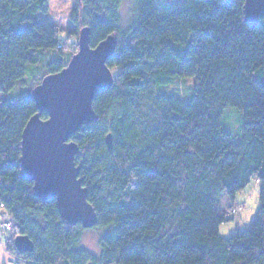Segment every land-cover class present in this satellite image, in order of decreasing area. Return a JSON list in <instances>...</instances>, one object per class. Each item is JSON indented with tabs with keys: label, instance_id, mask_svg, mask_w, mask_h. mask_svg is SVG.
<instances>
[{
	"label": "trees",
	"instance_id": "16d2710c",
	"mask_svg": "<svg viewBox=\"0 0 264 264\" xmlns=\"http://www.w3.org/2000/svg\"><path fill=\"white\" fill-rule=\"evenodd\" d=\"M162 1L134 0L124 29L123 0H76L73 21L89 28L92 47L117 37L107 62L114 83L93 100L98 119L72 138L98 216L92 228L108 230L98 258L81 246L87 228L64 219L55 198L36 196L22 173L23 131L39 111L31 92L12 91L45 52L56 56L48 74L70 62L50 0H0V217L33 241L27 253L13 235L6 242L26 264H264V17L248 22L245 0ZM176 77L196 79L188 102L160 93ZM230 107L244 118L239 143L222 125ZM253 179L254 220L222 236Z\"/></svg>",
	"mask_w": 264,
	"mask_h": 264
},
{
	"label": "water",
	"instance_id": "95a60500",
	"mask_svg": "<svg viewBox=\"0 0 264 264\" xmlns=\"http://www.w3.org/2000/svg\"><path fill=\"white\" fill-rule=\"evenodd\" d=\"M244 9L251 24H258L264 17L259 15V8L247 10L246 2ZM78 46L79 51L65 68L48 74L32 89L39 112L23 131L20 162L22 173L34 183L36 196L43 200L55 198L64 219L88 229L97 224L98 216L79 177L75 157L80 147L72 138L85 124L98 119L93 100L114 83V73L107 62L115 52L117 37L112 34L92 47L89 28H83ZM41 114L48 117L42 118ZM107 141L112 147L111 134ZM14 244L20 253L34 249L28 236L19 234Z\"/></svg>",
	"mask_w": 264,
	"mask_h": 264
},
{
	"label": "rangeland",
	"instance_id": "374dc122",
	"mask_svg": "<svg viewBox=\"0 0 264 264\" xmlns=\"http://www.w3.org/2000/svg\"><path fill=\"white\" fill-rule=\"evenodd\" d=\"M162 2H168V0H163ZM77 9L76 0H50L48 16L58 28L60 39L64 42L63 50L70 60L79 51V35H73L72 33V31H77L80 27L73 21V15ZM120 12L122 26L126 29L133 23L135 18L134 0H123ZM80 31L81 28L79 29ZM55 57V52L48 51L43 54L40 63L30 65L28 74L24 80L12 91L13 96L20 97L23 92H31L48 75L46 66ZM113 72L116 75V70H113ZM195 88L196 79L194 77H176L171 83L161 86L159 90L161 94H177L181 100L188 102L195 93ZM4 96V94L0 93V102ZM243 124L244 118L239 110L233 107L225 110L222 125L224 130L233 135L235 142H240V131ZM260 190V184L256 179H253L243 191L238 193L237 204L242 207L237 211L232 220L222 224L220 228L222 236L229 237L234 235L238 229L243 231L249 227L260 207ZM222 202L228 211L230 204L226 195L222 196ZM9 218L10 216L8 215H2L0 221L5 223L9 221ZM107 232L108 230L106 229H85L81 244L82 248L99 258L101 256V239ZM16 236H14V239ZM6 242L5 244L0 243V264H26L24 258L19 254H9L7 252ZM13 260H17L18 263Z\"/></svg>",
	"mask_w": 264,
	"mask_h": 264
},
{
	"label": "built area",
	"instance_id": "2783aa9c",
	"mask_svg": "<svg viewBox=\"0 0 264 264\" xmlns=\"http://www.w3.org/2000/svg\"><path fill=\"white\" fill-rule=\"evenodd\" d=\"M237 213V210L234 211ZM11 235H19L17 229H15V219L10 216L9 221L3 223L0 221V243L5 244L8 238ZM14 262L18 263L17 260H13Z\"/></svg>",
	"mask_w": 264,
	"mask_h": 264
},
{
	"label": "snow or ice",
	"instance_id": "6c2138e0",
	"mask_svg": "<svg viewBox=\"0 0 264 264\" xmlns=\"http://www.w3.org/2000/svg\"><path fill=\"white\" fill-rule=\"evenodd\" d=\"M247 10L256 11L259 8V15L264 16V0H245Z\"/></svg>",
	"mask_w": 264,
	"mask_h": 264
}]
</instances>
